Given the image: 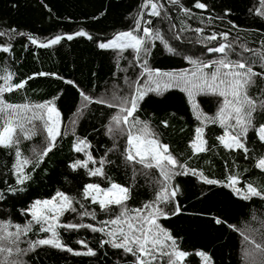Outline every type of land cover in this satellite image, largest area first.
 <instances>
[{
    "label": "trees",
    "instance_id": "obj_1",
    "mask_svg": "<svg viewBox=\"0 0 264 264\" xmlns=\"http://www.w3.org/2000/svg\"><path fill=\"white\" fill-rule=\"evenodd\" d=\"M153 2L163 5L159 17L149 15L151 8L143 7L145 0H0V31L6 33L0 36V48L10 47L7 53L0 51V76L11 74L12 83L26 81L24 88L5 94L4 99L17 105L52 102L61 121V134L55 146L38 163L25 166L24 171L30 178L23 184L16 182L15 149L0 148V221L25 225L31 217L22 214L23 210L34 201L50 199L61 191L74 198L76 208V212H67L60 218L62 223L105 228V233L87 228L59 229L63 244L73 252L87 251L77 243L84 240L96 252L95 256L39 246L23 256L24 264H132L134 258L123 250L114 249L110 244L100 246L109 239L106 232L113 227L103 222L114 218L119 210L101 211L97 204L83 197V188L88 183L107 188L113 182L128 187L130 209L151 203L161 189L159 171L126 161V139L107 133L111 117L119 112V107L95 102L85 107L81 91L93 101L103 99L118 104L113 101L114 96L131 97L135 82L143 85L148 79L147 75H140L144 71L143 59H147L148 67L153 70L180 73L193 68L187 57L219 58L221 54L206 51L207 47L219 44L232 45L229 58L233 60L256 59L245 48L264 53V15L257 12L261 9L260 0H199L207 5L205 9L195 8L197 0H180L179 4L169 0ZM181 8L189 9V14ZM138 19L141 31L135 32L136 35L142 36V28L149 27L163 38L149 42L150 55L137 60L131 49L120 54L98 47L99 42L119 32L135 29ZM197 28L203 32L197 33ZM79 31L92 39L76 36ZM222 33H227V38ZM212 34H216L217 40L208 41L207 37ZM57 35L62 37L59 44L39 47ZM68 35L74 38L68 40ZM29 37L38 43L32 44ZM165 43L174 52H168ZM253 67L254 71L264 73V64L258 62ZM41 72L48 75H36ZM259 88H264V79L257 78V85L249 90V95L258 101L264 99ZM219 100L216 96L198 95L195 102L199 107L194 109L185 92L170 88L162 94L150 92L140 102L137 118L149 125L181 164L195 170V174L189 171L188 175H178L170 181V186L179 190L172 203L161 205L169 218H161L158 223L177 239L182 250L204 251L214 264H253L251 257L244 256L246 247L253 249L255 264H259L264 257L243 236L264 244V200L241 199L227 186V177L237 175L240 182L236 187L241 189L250 183L264 191V172L255 167L258 159L264 157V143L250 130L246 140L247 159L242 151L225 149L217 139L223 134V128L209 121L202 124L197 119L198 113L215 117ZM261 123H264V113L258 112L254 114V124L258 127ZM36 124L37 134L31 139H22L18 145L21 158L35 160L33 150L39 152L45 147L46 133L40 122ZM197 127H204L208 150L193 154L190 145ZM80 140H85L90 147L76 152ZM86 153H91L96 161L89 163V169L100 167V161H105L104 177H91L88 169L71 167L76 160H86ZM201 174L220 183L205 184ZM177 204L180 213L171 215ZM84 212L90 215H82ZM217 219L223 223L217 224ZM48 235L34 225L20 244L27 249L30 241ZM184 264L203 262L193 254Z\"/></svg>",
    "mask_w": 264,
    "mask_h": 264
},
{
    "label": "snow or ice",
    "instance_id": "obj_2",
    "mask_svg": "<svg viewBox=\"0 0 264 264\" xmlns=\"http://www.w3.org/2000/svg\"><path fill=\"white\" fill-rule=\"evenodd\" d=\"M170 3L179 4L180 0H169ZM261 9L257 12L264 15V0H260ZM150 16L159 17L161 15L160 8L163 5L153 2V0H145L143 7H149ZM195 8L205 9L206 4L195 3ZM186 15L190 10L181 8ZM151 23V21H146ZM141 31L140 20L136 21V28L130 31H123L116 34L112 39L106 42H99L100 49H112L122 54L124 51L131 49L135 53L137 60H141L142 56L150 55L149 42L151 40H162L158 31H153L149 27H143V35H136L135 32ZM197 33L203 32V29L197 28ZM6 35L0 31V36ZM20 35H24L20 33ZM79 37L90 35L84 31L75 34ZM227 38V33H222ZM68 40L74 37L68 35ZM32 44H37V40L29 37ZM62 40L60 35L55 36L47 43H40L39 47H49L59 44ZM208 41L217 40L216 34L207 37ZM204 43V41H200ZM168 52H174V49L164 44ZM243 48L244 46L241 45ZM0 51L7 53L10 47H2ZM207 53L221 54L217 59L202 60L187 57L190 64L193 65L192 70L170 73L160 72L148 67L147 59H143L144 71L141 77L147 75L148 79L143 85L135 82V87L131 97H113V101L103 99L93 101L88 95L81 91L84 106L88 103L105 104L108 107H119V112L111 117V123L107 127V133L113 137L122 136L126 139V148L124 158L132 164H139L146 169H157L161 189L157 192L156 198L151 203L143 205L141 208L130 209L127 202L131 199V189L117 183H111L109 187L103 188L97 183H88L83 188V197L89 199L92 204H97L101 211L111 212L118 209V214L103 223L113 226L106 232L109 239L101 243V247L110 244L112 248L123 250L124 253L133 257L132 264H184L186 258L195 255L201 258L203 264H214L212 257L204 251H196L189 253L180 248L177 239L162 225L158 223L161 218H169V213L164 210L161 205L172 203L177 196L178 187H171L172 181L178 175H188L189 171L195 174V170H188L185 165L181 164L175 156L170 152L169 146L163 144L158 135L149 127V125L137 118L136 113L139 110L140 102L150 92L162 94L170 88H179L185 92L193 103V108L198 109L195 97L198 95L216 96L220 98V107L215 117H208L202 113L197 114V119L203 124L209 121L213 124L218 123L223 128V134L217 139L225 149L242 151L247 159L249 149L246 146L247 135L250 130H254L256 136L261 143H264V123L258 127L254 124V114L264 113V99L259 101L249 95V90L257 85V78L264 79V73L254 71L253 65L256 63L264 64V53L256 52L251 49L244 51L252 52V56L256 59L240 58L230 59V51H233L231 44H219V46L207 47ZM121 58L122 55H121ZM208 70V71H206ZM36 75L44 76L47 73H38ZM0 148L15 149L17 162L15 165L16 182L23 184L30 177L25 173V166L30 163H38L43 156H47L52 150L60 136V113L52 102L38 105H17L7 102L4 99L5 94L11 93L25 87V82L12 83V75L7 74L0 76ZM71 83V82H69ZM133 85L130 84V87ZM258 91L264 93V88ZM40 122L43 131L46 133V144L43 149L37 152L35 149V160L29 158H21V152L18 145L22 139H31L37 134V124ZM165 126H167L165 124ZM90 145L85 140H80L75 148L76 152L85 151ZM190 147L193 154L207 151V141L204 139V127H197L195 130V139ZM86 160H76L71 167L75 170L78 168L88 169V175L91 177H104L105 161H100V167L89 169V163L95 164L91 153H86ZM257 169L264 172V157L258 159L255 164ZM202 176V182L208 185L220 183L219 181L208 179ZM227 186L232 188L234 193L243 200L251 201L253 198L264 200V191L259 190L253 184H247L245 189L236 187L240 182L237 175L227 177ZM2 198V197H0ZM74 198L68 196L64 192L57 191L56 194L45 200L34 201L29 208L23 210L22 214L30 215L31 219L25 225L13 224L11 221H0V264H24L22 256L34 251L39 246H50L56 249L73 252V249L63 244L59 229L78 230L80 228L90 229L92 232L105 233L104 227H94L92 224H76L62 223L60 218L67 212H76L73 206ZM81 207L84 206L81 204ZM180 213V207L177 204L171 215ZM82 215H90L88 212ZM93 219L94 214H91ZM217 224L223 223L217 219ZM38 225L39 231L50 234L46 238L30 241L27 249L19 247L21 238L32 231L33 226ZM14 228L15 231L9 229ZM243 239L246 243L254 245V250L258 251L264 257V244L250 240L248 235H244ZM78 244L87 248L84 252H73L74 255L95 256L96 252L88 247L84 240H78ZM245 258L251 257L253 264L255 258L253 249L245 248ZM259 264H264L262 258Z\"/></svg>",
    "mask_w": 264,
    "mask_h": 264
},
{
    "label": "rangeland",
    "instance_id": "obj_3",
    "mask_svg": "<svg viewBox=\"0 0 264 264\" xmlns=\"http://www.w3.org/2000/svg\"><path fill=\"white\" fill-rule=\"evenodd\" d=\"M112 39V38H111ZM110 40V39H109ZM108 41V40H107ZM103 42H106V41H103ZM220 105L218 106V109H219ZM60 124H61V121H60ZM60 124H59V128H60ZM15 230V229H14ZM19 247L22 248L21 244H19ZM23 249V248H22ZM21 259L23 260V256L21 257ZM24 261V260H23Z\"/></svg>",
    "mask_w": 264,
    "mask_h": 264
}]
</instances>
